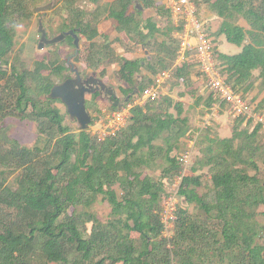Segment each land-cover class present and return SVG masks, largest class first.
<instances>
[{
  "label": "trees",
  "instance_id": "obj_1",
  "mask_svg": "<svg viewBox=\"0 0 264 264\" xmlns=\"http://www.w3.org/2000/svg\"><path fill=\"white\" fill-rule=\"evenodd\" d=\"M44 1L0 0V264H264V230L260 232L256 221L258 209L264 207V179L258 175L264 127L235 117L229 138H212L207 129L201 132L195 143L200 158L178 193L184 205L177 207L171 238L163 239L160 206L167 184L181 169L172 154L190 132L182 104L165 96L134 106L126 127L104 140L90 130L65 125L70 121L65 107L60 109L56 106L62 105L60 101L48 98L54 85L74 77L57 52L59 45L48 57L34 61L32 68L12 54L16 27L31 20L33 8ZM64 1L67 17L60 32L85 38L87 46L77 55L88 68L118 64L116 75L124 85L119 91L127 102L164 71L172 72L175 85L192 84L193 63L172 67L177 51L172 35L177 27L158 0L102 5L87 0L91 5L81 8L77 3L86 0ZM193 2L222 20L217 38L223 36L240 49L234 55L214 50L221 77L247 100L255 80L264 87V0ZM149 9L162 21L143 19ZM236 17L247 27L236 24ZM108 20L131 46L142 47L145 58L115 55L99 29ZM211 41L215 45L216 37ZM64 42L75 50L72 37ZM212 94L204 100L207 112L215 104L228 108ZM99 97V93L87 95L86 109L94 107ZM192 98L195 105L202 104L201 96ZM108 100V111L122 105L115 95ZM7 119L35 125L37 138L31 148L8 136ZM159 166L155 178L151 173ZM204 168L210 184L201 192L198 173ZM99 197L110 207L106 222L93 212Z\"/></svg>",
  "mask_w": 264,
  "mask_h": 264
},
{
  "label": "rangeland",
  "instance_id": "obj_2",
  "mask_svg": "<svg viewBox=\"0 0 264 264\" xmlns=\"http://www.w3.org/2000/svg\"><path fill=\"white\" fill-rule=\"evenodd\" d=\"M99 4H104L106 2L114 1V0H98ZM86 3H77V7L81 8L82 6L85 7L86 4L91 5L90 2L87 0ZM52 4L53 7L47 12H39L35 13V9L39 7H43L45 5ZM142 7V6H141ZM143 10V9H142ZM33 16L31 20L26 21L24 23L19 24L16 27L15 31V39H14V49L13 55H18L19 60L27 67L32 68L34 61H40L43 58H46L50 55L51 51L55 50V46L59 45L56 49L59 52L61 59L65 60L67 63L68 68L70 69V64L74 65V68L77 69L80 73V76L87 77L90 75H94L96 78L100 79L107 88L113 91L115 97L119 98L121 104L124 105L128 103L120 93V87H124L122 83L119 82L117 78V71L119 70L118 64H104L98 70H93L88 68L85 62L83 61L82 56L78 58V55H75V50L71 47L67 46V43L60 42L55 45H48L43 47V49H38V43L40 40V33L38 32L39 21L42 23V28L45 30L46 35L49 40L57 37L60 33V28L62 27V23L64 19L67 17L66 5L64 0H45L42 4L37 5L33 8ZM155 16V11L153 9H149L143 12V19L144 18H153ZM198 16L203 21L207 22V33L210 35V38L214 40L216 37V44L214 45L216 49L220 50L224 54L234 55L239 53L240 49L233 45L226 42L223 36L218 37L215 35L216 31L218 30L222 20L216 16L215 13L211 12L205 6L198 8ZM235 23L240 25L241 27H247V24L238 17L235 18ZM115 24L113 21H105L101 24V30L103 35L107 36L108 42L111 43V49L114 51L115 55L124 57L127 60H135V59H143L146 56V53L142 51L141 47L139 46H131L128 43V39L124 34H118L114 31ZM80 37L79 43V51L83 53L84 48L87 46L86 40L84 37ZM219 40V41H218ZM11 56V58L13 57ZM75 58H78L76 60ZM174 68V65L172 66ZM106 69V74L101 76L102 69ZM71 73V72H70ZM72 74V73H71ZM171 74L170 78L163 84L162 89L160 91V97H165L164 90L166 89L167 85H173V88L176 90L173 93V97L175 99H171L174 103H181L183 109V116L187 117L190 124V134L182 140L180 145V150L177 152H173V155H179L184 151L188 150V143L194 142V136L201 132L204 129H207L210 136L215 139H226L231 137L232 135V126L234 124L235 117L231 114L230 109L220 108L218 104H215L212 109L207 112L205 109V102L206 99L212 94L210 90L206 87L205 81L201 80L203 84L201 85L202 88V104L197 106L194 104L195 99L188 97V96H179V90L177 85L175 87V81H171ZM73 76V74H72ZM196 76L198 73L196 72ZM153 77L151 78V80ZM213 95V94H212ZM182 99V101H179ZM205 100V102H204ZM248 107L250 112L261 113L264 118V87L261 86L258 80H255V88L254 90L248 95L247 97ZM109 104L108 97L105 95H100L97 99L94 107L89 108L88 112L91 115V118L94 117V122L90 125L88 130L91 131L92 135L94 131L99 130L98 123L102 118H104L105 114L110 113L108 111L106 113L101 112L104 108H106ZM60 109H64L63 105H56ZM174 113V110H171ZM69 120V119H68ZM65 125L68 127L75 128L78 125L72 121H65ZM245 127V123L241 126V129ZM4 128L8 131V136L14 140H16L22 147L27 149L31 148L37 138L36 128L35 125L31 122L27 121H17L13 119H7L4 122ZM250 131L253 129L252 126L248 127ZM96 131V132H97ZM205 131V130H204ZM202 132L203 134L205 132ZM259 136V143L260 146H264V132H260ZM97 135V134H96ZM95 136V135H94ZM98 136V135H97ZM99 140V138H97ZM185 143V144H184ZM195 151L193 153V162L192 167H195L197 161L200 158L199 149L195 144L194 147ZM197 154V155H196ZM160 164V163H159ZM259 167V177L264 179V148H263V155L258 162ZM162 166L157 167L154 169L153 173H151L155 178L159 177L160 171ZM207 169H203L198 174L202 177V184L203 189L201 192L206 191L205 189L208 188L210 184V177L207 174ZM189 174H192L191 169ZM252 174V173H251ZM183 202L179 199L178 206H181ZM184 205V204H183ZM190 211H193V206L188 207ZM259 215L257 216V223L259 227H261L260 232L264 230V207L261 206L259 209ZM93 212L96 217L102 221L106 222L108 219V215L110 212L109 204L104 201L102 197H99L95 205L93 206ZM263 237V233H261V239Z\"/></svg>",
  "mask_w": 264,
  "mask_h": 264
},
{
  "label": "built area",
  "instance_id": "obj_3",
  "mask_svg": "<svg viewBox=\"0 0 264 264\" xmlns=\"http://www.w3.org/2000/svg\"><path fill=\"white\" fill-rule=\"evenodd\" d=\"M171 14L174 24L177 27L175 40L177 42L176 60L177 65L193 63L198 73V80L205 81L206 87L228 105L234 117H244L245 121L252 120L260 123L264 127V118L260 113L250 112L247 100L229 86L221 77L214 45L207 33V22L198 16V8L193 0H158ZM158 3V5H160ZM170 78V71L157 74L152 79V84L130 102L125 103L119 109L105 114L98 123L99 130L93 135L99 140L114 135L125 128L130 116V111L134 106H143L149 102L160 99V91L164 83ZM202 82V81H201ZM106 113V112H104ZM97 134V135H96ZM199 133L194 136V142H189L188 150L177 155L181 169L177 175L167 184V196L160 206L159 220L162 225L161 237L170 239L176 221V210L179 201V189L184 177L189 174L193 162L195 143ZM197 155V154H196Z\"/></svg>",
  "mask_w": 264,
  "mask_h": 264
},
{
  "label": "water",
  "instance_id": "obj_4",
  "mask_svg": "<svg viewBox=\"0 0 264 264\" xmlns=\"http://www.w3.org/2000/svg\"><path fill=\"white\" fill-rule=\"evenodd\" d=\"M53 5L48 4L43 7L35 9V13L47 12L52 9ZM137 9L142 11V7L137 5ZM38 32L40 33V40L38 43V49L41 50L43 47L48 45H54L62 42L66 37L71 36L73 38V44L75 47V55L79 52V37L72 31L58 35L57 37L47 40L46 32L42 28V23L39 21ZM70 72L74 77L68 78L63 82L54 85L48 98L60 103L65 107L66 113L70 121L75 122L78 125V131H88L90 128L92 118L86 109V96L95 94L98 91L105 89V84L102 81H98L97 87H93L87 80H83L77 69L74 68L73 64H70ZM112 90H108V95H112Z\"/></svg>",
  "mask_w": 264,
  "mask_h": 264
},
{
  "label": "crops",
  "instance_id": "obj_5",
  "mask_svg": "<svg viewBox=\"0 0 264 264\" xmlns=\"http://www.w3.org/2000/svg\"><path fill=\"white\" fill-rule=\"evenodd\" d=\"M159 4H160V2H158ZM157 3V4H158ZM160 5H162V4H160ZM154 19H156L157 18V20L158 21H162V19H161V17L160 16H157V14L155 13V16L153 17ZM144 19H147V18H144ZM108 21H111V20H108ZM172 21H173V19H172ZM208 22V21H207ZM114 24H115V22H113ZM173 23H174V21H173ZM173 25H175V24H173ZM99 29H100V31L102 32V30H101V25L99 26ZM175 33H176V31L173 33V35H172V37L175 39ZM159 41L161 40V38L160 39H158ZM219 41V40H218ZM129 43V42H128ZM130 44V43H129ZM130 45H132V44H130ZM216 45H218V44H215V46ZM176 46H177V42H176ZM214 46V47H215ZM139 47H141V46H139ZM141 49H142V47H141ZM142 51H143V49H142ZM216 51L217 52H221L220 50H218V49H216ZM187 64H189V63H187ZM196 72H197V70H196V68L194 69V73H192L191 74V76H190V78H191V85L190 86H188V88L186 87V86H183V85H181V84H176L177 85V87H178V89H180L179 90V96H188V97H191L192 98V96L193 95H196V97H199V96H201V93H202V88H201V85L203 84V82H201V81H199L198 80V76H196ZM175 81V80H174ZM179 83H181V82H179ZM176 85H175V87H176ZM123 87V86H122ZM176 90V88H173V86L172 85H167V87H166V89L164 90V95L165 96H168L169 98H171V99H175V97H173V93H174V91ZM184 94V95H183ZM179 101H182V99H180ZM120 107V106H119ZM118 107V108H119ZM108 109H109V105L106 107V108H104L101 112H108ZM191 132V131H190ZM190 132L187 134V135H189L190 134ZM185 139V138H184ZM183 139V140H184Z\"/></svg>",
  "mask_w": 264,
  "mask_h": 264
},
{
  "label": "flooded vegetation",
  "instance_id": "obj_6",
  "mask_svg": "<svg viewBox=\"0 0 264 264\" xmlns=\"http://www.w3.org/2000/svg\"><path fill=\"white\" fill-rule=\"evenodd\" d=\"M70 32V31H69ZM63 33H67V32H60L59 33V35L60 34H63ZM75 33V32H74ZM78 37L80 36V35H78L77 33H75ZM71 37V36H70ZM46 38H47V40H49L48 39V37H47V35H46ZM67 38V37H66ZM79 39H80V37H79ZM66 40V39H65ZM65 40H63L62 42H64ZM80 43V42H79ZM55 45V44H54ZM74 45V44H73ZM83 80H87L88 81V83L89 84H92L93 85V87H97V83H98V81H101L100 79H98V78H96L94 75H90V76H87V77H83ZM108 90H110L109 88H107V86L105 87V89L103 90V91H98L97 93H99L100 95H105V96H107V97H109V95H108ZM113 92V91H112ZM114 95V93H112V95L111 96H113Z\"/></svg>",
  "mask_w": 264,
  "mask_h": 264
},
{
  "label": "clouds",
  "instance_id": "obj_7",
  "mask_svg": "<svg viewBox=\"0 0 264 264\" xmlns=\"http://www.w3.org/2000/svg\"><path fill=\"white\" fill-rule=\"evenodd\" d=\"M213 45H214V44H213ZM214 49H215V47H214ZM96 93H97V92H96ZM122 106H123V105H121L120 107H122ZM120 107H119V108H120ZM119 108H117V109H119ZM117 109H116V110H117Z\"/></svg>",
  "mask_w": 264,
  "mask_h": 264
}]
</instances>
